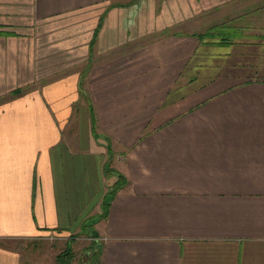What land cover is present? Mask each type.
Returning <instances> with one entry per match:
<instances>
[{
	"label": "crops",
	"instance_id": "obj_1",
	"mask_svg": "<svg viewBox=\"0 0 264 264\" xmlns=\"http://www.w3.org/2000/svg\"><path fill=\"white\" fill-rule=\"evenodd\" d=\"M242 4L0 0V264H264V33L194 30Z\"/></svg>",
	"mask_w": 264,
	"mask_h": 264
},
{
	"label": "rangeland",
	"instance_id": "obj_2",
	"mask_svg": "<svg viewBox=\"0 0 264 264\" xmlns=\"http://www.w3.org/2000/svg\"><path fill=\"white\" fill-rule=\"evenodd\" d=\"M244 6V4H242ZM248 6V3L246 4ZM237 10L234 9L232 5L229 6V8L226 6L223 8L220 12H211L210 14H207L203 16L200 19H195V31L199 32H207L210 31L215 26H224L228 27L226 31V35L229 32H236L239 35L241 33L249 32H263L264 33V7L260 8L259 10H253V9H238L239 5L236 6ZM225 14V15H224ZM224 15V16H222ZM199 22V23H198ZM234 30V31H231ZM251 30V31H250ZM241 32V33H240ZM221 36V37H230V36ZM242 36V35H241ZM244 37V36H242ZM82 240H78L77 244L73 243L70 246L72 247V252H73V258L71 260L70 264H76L75 261L76 255H78L77 258V263L78 264H96V256L94 255L95 253H92L91 256L90 254H86V252H90L89 246V241L86 240L83 236ZM58 240H63L59 238L55 239H49L47 242L42 243L39 245V248L45 250L46 254H48V257H52V254H55L57 252H62L65 247L60 246V241ZM65 243V241L61 242ZM88 246V247H87ZM60 247V249H58ZM92 248V246H91Z\"/></svg>",
	"mask_w": 264,
	"mask_h": 264
},
{
	"label": "trees",
	"instance_id": "obj_3",
	"mask_svg": "<svg viewBox=\"0 0 264 264\" xmlns=\"http://www.w3.org/2000/svg\"><path fill=\"white\" fill-rule=\"evenodd\" d=\"M228 27L224 26H215L210 31H207L203 34L197 35L198 39L200 41H206L210 43H217V44H229L232 43L234 40L243 39L245 37H242L238 33L229 32L226 35V31ZM230 36V37H221V36ZM123 178L120 176L117 180V182L112 187V192H116L121 186L124 185V182L122 180ZM96 256V264H98V252H95L94 254ZM73 258V252L72 249L69 247V245L66 246V248L58 255L57 260L59 264H70L71 260Z\"/></svg>",
	"mask_w": 264,
	"mask_h": 264
},
{
	"label": "built area",
	"instance_id": "obj_4",
	"mask_svg": "<svg viewBox=\"0 0 264 264\" xmlns=\"http://www.w3.org/2000/svg\"><path fill=\"white\" fill-rule=\"evenodd\" d=\"M53 238V237H52Z\"/></svg>",
	"mask_w": 264,
	"mask_h": 264
}]
</instances>
